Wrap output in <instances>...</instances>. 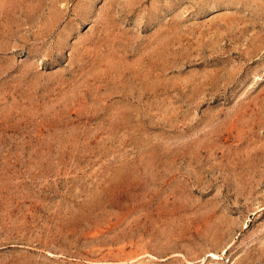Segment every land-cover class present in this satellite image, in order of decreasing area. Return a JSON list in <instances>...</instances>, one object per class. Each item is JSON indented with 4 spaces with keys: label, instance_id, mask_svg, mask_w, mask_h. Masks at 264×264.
<instances>
[{
    "label": "rangeland",
    "instance_id": "1",
    "mask_svg": "<svg viewBox=\"0 0 264 264\" xmlns=\"http://www.w3.org/2000/svg\"><path fill=\"white\" fill-rule=\"evenodd\" d=\"M0 264H264V0H0Z\"/></svg>",
    "mask_w": 264,
    "mask_h": 264
}]
</instances>
